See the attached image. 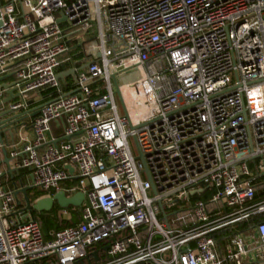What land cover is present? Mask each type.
Listing matches in <instances>:
<instances>
[{
    "label": "built area",
    "instance_id": "obj_1",
    "mask_svg": "<svg viewBox=\"0 0 264 264\" xmlns=\"http://www.w3.org/2000/svg\"><path fill=\"white\" fill-rule=\"evenodd\" d=\"M91 6L97 56L64 92ZM12 69L7 109L41 103L14 166L85 201L46 238L0 170V264L264 263V0H0V79Z\"/></svg>",
    "mask_w": 264,
    "mask_h": 264
},
{
    "label": "crops",
    "instance_id": "obj_2",
    "mask_svg": "<svg viewBox=\"0 0 264 264\" xmlns=\"http://www.w3.org/2000/svg\"><path fill=\"white\" fill-rule=\"evenodd\" d=\"M60 24L62 28H64L65 30L68 29V26L65 21L61 20ZM92 38H93V35H91L90 37V35L88 34L81 33V32H75L68 39L67 45H68L69 51L65 55H63L61 58L62 64L58 70V75L67 73L69 71H75L76 77H74L73 74L70 73L69 75L65 76L63 80L60 81V84L63 88L70 87V92L73 91V89L75 88L76 78L81 73L87 72L88 70V65L90 63V57L88 55L90 48L88 46V41L92 40ZM13 73H14V69H12L7 74L6 76L7 79L6 81H4V83L12 84L14 82V77H10ZM8 98L9 97H7L6 99ZM6 99H4V101ZM27 101H28L27 102L28 108L24 111L17 112V113L30 112L31 114H34V115L37 114L38 108L41 105L38 95L29 96L27 98ZM3 108H4L3 106L0 107V113L4 110ZM5 108L7 109V106H5ZM35 117H32L30 115L28 119L23 120L21 122V124H24V126L21 127L18 131V134L15 135V145H13L12 140L9 135H6V138L4 136L3 144L0 142V170L2 171L3 175L7 173L8 171V167L4 163L5 157L3 154V148L6 147L9 152V156H11V154L15 152L14 151L15 148L17 150H21L24 144H26L27 142L33 141L34 139L33 123H34ZM53 131L55 134L60 133V130L58 129V125L56 123L53 124ZM18 160L19 158L13 162L12 164L13 168H16V166L14 165L18 162ZM31 176L32 174L29 170L21 169V177L18 176V173H13L12 175L5 174L3 176V182L8 189L14 191V188H15L14 183H17V185L21 187L19 182L22 179L24 183L23 185L25 187L31 188L29 195L30 197H32V194H34V190H39V189L32 187V177ZM47 196H50V195L47 194ZM17 199H18L17 201L20 202L23 206L25 205L24 195L20 194ZM66 210L68 211V209ZM40 213L41 212L35 213V216L38 220H40ZM61 215L65 219H69L71 216L69 211H68V214L61 213ZM261 264H264V263H261Z\"/></svg>",
    "mask_w": 264,
    "mask_h": 264
},
{
    "label": "water",
    "instance_id": "obj_3",
    "mask_svg": "<svg viewBox=\"0 0 264 264\" xmlns=\"http://www.w3.org/2000/svg\"><path fill=\"white\" fill-rule=\"evenodd\" d=\"M60 22V21H59ZM70 73L73 74L74 77H76L75 71H69L67 73H63L57 76V79L59 81L63 80V78ZM13 77V74L10 76ZM7 77H3L0 79V82L3 83L1 86L3 89L7 91V94L9 96L8 99L0 103V107L5 105H8L9 103L13 102L15 99L20 98V95L14 94V89H11L13 84H6L4 81H6ZM116 94L119 95L118 88L116 87ZM35 117L37 114H31L30 112H24V113H17L11 109H4L0 113V142L3 144L4 136L6 138V135H9L13 145H15V135L18 134V131L21 127L24 126V124H21L23 120H26L29 118V116ZM67 140H70V137L66 138ZM138 156L137 159L144 161L143 154L140 150V147L135 141ZM17 149L15 148L14 151ZM3 154L5 157L4 163L8 167V171L5 174L12 175L13 173H18V176L21 177V169L19 168H13L12 163L15 161L14 158L9 156V152L6 147L3 148ZM70 173L73 174V169H69ZM4 174V175H5ZM20 186L17 185V183H14V196L16 199L20 194L24 195V201H25V208L23 209L25 212H28V214L35 219V213L36 212H50L53 210L55 205H58L61 209L66 210L71 207L74 208H81L84 201H85V195L82 192H79L75 194L72 197H68L65 192H59L56 194H53L52 196H46V197H39L38 199H32L30 197L29 192L31 190L30 187H25L23 184L22 179L20 180ZM18 200V199H17ZM18 204L21 206L22 204L18 202ZM97 255L95 254V257ZM97 258V257H96ZM98 259V258H97Z\"/></svg>",
    "mask_w": 264,
    "mask_h": 264
},
{
    "label": "trees",
    "instance_id": "obj_4",
    "mask_svg": "<svg viewBox=\"0 0 264 264\" xmlns=\"http://www.w3.org/2000/svg\"><path fill=\"white\" fill-rule=\"evenodd\" d=\"M63 88V87H62ZM64 92H69L70 87L63 88ZM54 93V92H53ZM47 93H43L42 96H46ZM77 184L75 180H69L63 183L64 188H71ZM48 195H53L52 192L46 191H35L32 194V199H38L39 197H46ZM71 216L69 219H65L62 217L61 213L64 212L58 205H55L53 210L50 212H42L40 213V223L46 238H49V233L52 231H59L64 228L75 226L80 222V209L71 207L68 209Z\"/></svg>",
    "mask_w": 264,
    "mask_h": 264
},
{
    "label": "rangeland",
    "instance_id": "obj_5",
    "mask_svg": "<svg viewBox=\"0 0 264 264\" xmlns=\"http://www.w3.org/2000/svg\"><path fill=\"white\" fill-rule=\"evenodd\" d=\"M91 12H92V19H93V25H94V28H93V38H92V40L88 43V46L90 47V49H91V51L93 52V55L95 56H97V51H96V46H97V39H96V35H97V26H96V22H95V15H94V8H93V6H91ZM90 37H91V33H90ZM127 78H125V77H123V76H119V79H118V82H119V84H124V83H126L127 82ZM116 101H117V104L119 105V107H120V110H121V112L122 113H124V111H123V108H122V104H121V100H120V98H119V95L118 94H116ZM131 144H132V149H133V153L137 156V148H136V145H135V143H134V141L133 140H131ZM35 191H39V190H35ZM181 209L180 208H178V207H175V208H173L172 210H167V212H168V214H171V213H175V212H177V211H180ZM178 218L177 217H172L171 219H170V222H172V223H174V222H176V220H177Z\"/></svg>",
    "mask_w": 264,
    "mask_h": 264
}]
</instances>
